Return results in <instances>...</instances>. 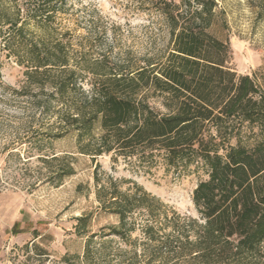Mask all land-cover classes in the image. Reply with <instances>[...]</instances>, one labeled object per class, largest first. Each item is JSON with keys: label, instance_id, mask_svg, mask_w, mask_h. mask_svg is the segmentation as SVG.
Listing matches in <instances>:
<instances>
[{"label": "trees", "instance_id": "trees-1", "mask_svg": "<svg viewBox=\"0 0 264 264\" xmlns=\"http://www.w3.org/2000/svg\"><path fill=\"white\" fill-rule=\"evenodd\" d=\"M150 2L170 28L172 52L134 71L117 66L89 91L53 27L68 0H0V51L25 70L20 91L1 72L0 88L28 97L35 121L50 116L39 134L50 146L74 133L90 137L79 151L94 161L112 155L148 173L194 168L208 177L193 195L198 218L141 187L101 186L98 209L117 224L94 230L93 213L77 219L82 264H264V93L229 66L228 47L211 33L216 0ZM39 156L37 183L60 186L74 175L71 156Z\"/></svg>", "mask_w": 264, "mask_h": 264}, {"label": "rangeland", "instance_id": "rangeland-1", "mask_svg": "<svg viewBox=\"0 0 264 264\" xmlns=\"http://www.w3.org/2000/svg\"><path fill=\"white\" fill-rule=\"evenodd\" d=\"M150 1L68 0L58 13L53 25L56 38L67 47L85 90L100 86L117 66L134 71L161 62L172 52L170 28ZM216 3L211 33L228 47L229 66L240 75L251 76L264 93V0ZM24 71L0 51L5 86L20 91ZM12 89L0 88V264H82L86 238L76 232L77 219L93 213L94 230L117 224L116 218L99 211L97 201L98 189L112 182L124 191L141 187L169 209L198 218L193 195L208 178L204 170L175 173L158 166L148 173L122 158L113 161L112 155L94 161L79 151L90 137L80 141L74 133L50 146L39 135L40 125L50 116L41 120L38 112L35 121L29 98L13 95ZM148 94L150 105L167 113L163 97ZM246 136L252 140L251 133ZM30 152L33 159H28ZM40 154L71 156L74 175L60 186L43 178L37 183L36 171L43 168L37 160ZM135 218L140 223L141 218ZM138 234L132 233V239Z\"/></svg>", "mask_w": 264, "mask_h": 264}]
</instances>
